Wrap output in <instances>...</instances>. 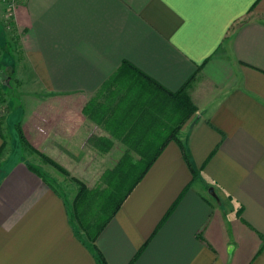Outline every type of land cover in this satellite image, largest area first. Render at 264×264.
Returning a JSON list of instances; mask_svg holds the SVG:
<instances>
[{"label": "crops", "instance_id": "1", "mask_svg": "<svg viewBox=\"0 0 264 264\" xmlns=\"http://www.w3.org/2000/svg\"><path fill=\"white\" fill-rule=\"evenodd\" d=\"M18 4L29 145L103 190L155 159L94 248L0 120V264H264V0Z\"/></svg>", "mask_w": 264, "mask_h": 264}, {"label": "rangeland", "instance_id": "2", "mask_svg": "<svg viewBox=\"0 0 264 264\" xmlns=\"http://www.w3.org/2000/svg\"><path fill=\"white\" fill-rule=\"evenodd\" d=\"M18 3L19 0H0V63L2 64L0 67V120L5 128H9L10 140L12 139L21 145L16 128L17 123H19L22 129L20 107H22L24 99L33 95L30 93L37 91V84L27 72H19V70L23 69L24 62L19 35L16 29L15 18ZM5 44H7V49L6 52H3L2 46ZM34 95L37 94L34 93ZM181 99H183L188 107H183L180 110L176 108V111L174 109V111L170 112L171 118H174L173 120L176 119V121L179 120V126L182 124L181 127H176L180 128V130L183 127L187 129L189 123H192L199 113V109L187 94L183 95ZM183 119H185L184 122L182 121ZM25 141L26 144L19 145L20 151L18 154L39 168L49 183L65 195L72 215L73 201L80 187L78 181L83 182L81 178L83 176L77 175L76 169L67 170L66 167L48 157L47 154L31 147L26 139ZM87 169L85 167L80 168L82 171H86ZM97 178L98 176H89L91 186L105 188L107 184L104 181L106 180L98 178L96 182L95 179ZM132 178L134 179V176H131L129 182L133 180ZM100 179L103 181L102 183L98 182Z\"/></svg>", "mask_w": 264, "mask_h": 264}, {"label": "trees", "instance_id": "3", "mask_svg": "<svg viewBox=\"0 0 264 264\" xmlns=\"http://www.w3.org/2000/svg\"><path fill=\"white\" fill-rule=\"evenodd\" d=\"M6 49L7 44L2 46L3 52H6ZM1 66L2 64L0 63V67ZM128 67L131 66L129 64L124 63L121 68L113 75L110 81H113L120 75H124L126 70L132 71ZM142 77L145 76L140 73L139 76L136 77L135 81L139 83ZM166 94L171 97V111H174V109L176 111V108L180 110L183 107H188L186 106L183 99H181V97L185 95L184 88L180 92H167ZM141 97L142 96H140V98ZM181 126L182 124L179 127ZM16 128L18 131L20 143L22 145L26 144L25 137L19 123H17ZM178 131H180V128H175V130H172V136L176 137V133ZM162 145H164V143ZM156 153H159V150ZM184 156L187 160H189L186 151L184 152ZM154 159L155 158H152L150 160H144L145 165L143 167L138 166L137 174L135 175L125 173L120 176L111 177L114 178V182H112L113 180L111 181V183L109 184V189L103 190L100 188H90L86 183L78 181L80 187L73 201V209L71 216L76 233L79 237H81V239H83L84 243H87L95 248V243L100 232L104 229V227L120 209L125 199L129 196V194L133 191L138 182L142 179L143 175L150 167ZM128 162L133 165V162L128 159H123L120 165L124 166L125 164H128ZM131 176H134V179L132 178L133 180L129 182Z\"/></svg>", "mask_w": 264, "mask_h": 264}, {"label": "water", "instance_id": "4", "mask_svg": "<svg viewBox=\"0 0 264 264\" xmlns=\"http://www.w3.org/2000/svg\"><path fill=\"white\" fill-rule=\"evenodd\" d=\"M210 192H212V190H210Z\"/></svg>", "mask_w": 264, "mask_h": 264}, {"label": "built area", "instance_id": "5", "mask_svg": "<svg viewBox=\"0 0 264 264\" xmlns=\"http://www.w3.org/2000/svg\"><path fill=\"white\" fill-rule=\"evenodd\" d=\"M12 1H14V0H12ZM11 10V9H10Z\"/></svg>", "mask_w": 264, "mask_h": 264}]
</instances>
